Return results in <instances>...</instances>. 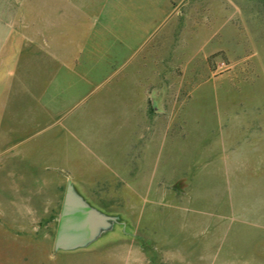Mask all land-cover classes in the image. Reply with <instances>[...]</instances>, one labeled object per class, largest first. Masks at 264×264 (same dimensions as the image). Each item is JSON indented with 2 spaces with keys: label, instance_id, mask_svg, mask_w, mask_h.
<instances>
[{
  "label": "rangeland",
  "instance_id": "374dc122",
  "mask_svg": "<svg viewBox=\"0 0 264 264\" xmlns=\"http://www.w3.org/2000/svg\"><path fill=\"white\" fill-rule=\"evenodd\" d=\"M260 159L264 0H0V264H264ZM68 179L144 245L54 253Z\"/></svg>",
  "mask_w": 264,
  "mask_h": 264
},
{
  "label": "water",
  "instance_id": "95a60500",
  "mask_svg": "<svg viewBox=\"0 0 264 264\" xmlns=\"http://www.w3.org/2000/svg\"><path fill=\"white\" fill-rule=\"evenodd\" d=\"M139 241L144 238L121 211H105L68 179L62 196L53 239L54 253L92 252L109 243Z\"/></svg>",
  "mask_w": 264,
  "mask_h": 264
},
{
  "label": "crops",
  "instance_id": "0c3cea01",
  "mask_svg": "<svg viewBox=\"0 0 264 264\" xmlns=\"http://www.w3.org/2000/svg\"><path fill=\"white\" fill-rule=\"evenodd\" d=\"M260 162H261V167H260V172H259L260 174L258 175L259 176V185L257 187L258 191L253 192V193H255V195H258V198H259L258 201H257L256 213L258 215L257 227L259 229V239H260V242L262 243V242H264V176L261 173L262 172L261 169H262V165H263L261 159H260ZM229 174L230 173H225L224 176H226L227 179H229ZM211 176L215 178V177H220L221 175L218 172H214V173L211 174ZM138 179H139V175H135L134 177H132V181L135 180L136 182L135 183L132 182L131 185L130 184H126V185L129 186L133 190L135 184H136L135 187L138 186ZM116 189H117V187H116ZM250 190H252V189H250ZM250 190L246 191L245 188H241V189H237V191L232 189V192L234 193L233 194V196H234L236 194L237 195H241V193H242V195L245 194V193L249 194V193H251ZM217 191L219 192V189ZM173 193L175 194V196H178V194L175 191H173ZM213 202H215V204H217L219 201L216 200V201H213Z\"/></svg>",
  "mask_w": 264,
  "mask_h": 264
}]
</instances>
